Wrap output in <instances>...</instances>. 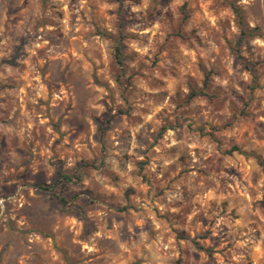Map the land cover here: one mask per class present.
Returning <instances> with one entry per match:
<instances>
[{
    "label": "rangeland",
    "instance_id": "1",
    "mask_svg": "<svg viewBox=\"0 0 264 264\" xmlns=\"http://www.w3.org/2000/svg\"><path fill=\"white\" fill-rule=\"evenodd\" d=\"M256 156L264 0H0V264H264Z\"/></svg>",
    "mask_w": 264,
    "mask_h": 264
},
{
    "label": "trees",
    "instance_id": "2",
    "mask_svg": "<svg viewBox=\"0 0 264 264\" xmlns=\"http://www.w3.org/2000/svg\"><path fill=\"white\" fill-rule=\"evenodd\" d=\"M119 4H121V0H118ZM232 9L234 10V12L236 14L239 13V10L236 6H234L232 4ZM123 21H120L119 23V35H121V25H122ZM250 33H252L251 29H247L242 27L240 30V35L238 36L237 40L235 41V51H236V59L238 60L239 63L242 64V66L244 68H246L247 70H249L252 75L254 76V69L252 67V64L249 63L238 51L239 49V45L241 43V41L243 40V38L247 35H250ZM20 46H18L17 48H19ZM15 57V55H14ZM114 59L117 63H121V50H120V44H119V40H117L114 44ZM10 63L13 62V60H9ZM210 74H211V70L209 71H204V79H203V84L199 89H196L194 87H190V91H189V97H193V96H197V95H207V87L209 84V79H210ZM232 150H237V151H241L239 147L237 146H233ZM256 159L258 161V163L261 165L262 169L264 170V158L261 156H256ZM85 164H81L77 166V169H80L82 166H84ZM56 176L54 178V180L52 182L49 183H44V182H37L35 184H33V186L37 189L43 190V191H47L48 194L50 195L51 198L56 199L58 201V203L61 205L62 209H64L65 211H72V207H74L75 209H80V206L76 203H74V199H76L78 197V193L77 192H72L70 194V196L68 197L65 193L68 192L69 189V182L73 181L74 179L78 180L79 179V175L76 172L73 173H67V172H63L60 169L56 170Z\"/></svg>",
    "mask_w": 264,
    "mask_h": 264
}]
</instances>
